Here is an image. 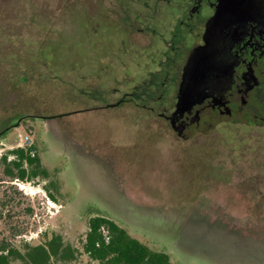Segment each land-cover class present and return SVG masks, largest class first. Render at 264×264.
<instances>
[{
	"label": "rangeland",
	"instance_id": "obj_1",
	"mask_svg": "<svg viewBox=\"0 0 264 264\" xmlns=\"http://www.w3.org/2000/svg\"><path fill=\"white\" fill-rule=\"evenodd\" d=\"M123 1L0 0V133L8 128L0 136V242L36 244L43 233H61L82 249L89 219L105 215L176 264H264V207L256 217L251 193L235 188L240 176L232 155L215 156L227 181L217 174L220 181L212 178L206 192L215 171L178 168L203 157L208 137L183 141L160 132L154 121H163L153 113L128 103L109 107L120 95L113 88L134 83L125 74H77L85 61L123 56V20L109 15ZM27 144L48 178L23 181L6 172L10 151ZM197 160L200 167L207 161ZM206 199L235 220L213 225ZM88 261L83 253L78 263Z\"/></svg>",
	"mask_w": 264,
	"mask_h": 264
},
{
	"label": "flooded vegetation",
	"instance_id": "obj_2",
	"mask_svg": "<svg viewBox=\"0 0 264 264\" xmlns=\"http://www.w3.org/2000/svg\"><path fill=\"white\" fill-rule=\"evenodd\" d=\"M218 3L219 0H124L119 15L109 12L123 20L121 25L129 41L122 47L123 56L107 62L101 58L85 61L76 72L91 80L125 74L124 78L134 83L122 92L113 88L114 94L120 95L108 103L109 107L128 103L153 113L163 121H154L160 132L165 128L183 141L198 135L208 137L203 141V157L192 158L193 166L178 168L215 171L207 177L206 192L212 189V178L220 181L217 174L225 176L220 182L227 181L228 175L218 170L215 156L232 155L240 176L235 188L251 193L248 203L257 217L258 208L264 207V0L253 19L224 33L220 64L204 73L200 86L203 98L172 118L178 109L187 64L191 54L206 44L207 26ZM222 131L230 134L237 145L226 142ZM200 158L207 159L202 167L197 160ZM206 202L219 213L213 225L225 222L227 217L234 219L223 211V206L212 204L210 199ZM240 220L244 222V218Z\"/></svg>",
	"mask_w": 264,
	"mask_h": 264
},
{
	"label": "trees",
	"instance_id": "obj_3",
	"mask_svg": "<svg viewBox=\"0 0 264 264\" xmlns=\"http://www.w3.org/2000/svg\"><path fill=\"white\" fill-rule=\"evenodd\" d=\"M7 130H3L0 136ZM33 151L36 152L33 144L12 149L10 152L15 157L7 165L6 172L23 181H32L40 176L48 178L49 171L42 169L40 158L36 153L33 155ZM4 159L7 161L8 156L5 155ZM25 162L33 166L31 171L25 167ZM53 186L56 184L53 183ZM46 190L58 202L57 197L49 189ZM28 210L33 212V208ZM82 245L80 249L61 233H43L39 243L25 241L22 246L6 237L0 242V264H79L83 253L89 257L87 264H176L169 253L152 248L105 215L89 219V229Z\"/></svg>",
	"mask_w": 264,
	"mask_h": 264
},
{
	"label": "water",
	"instance_id": "obj_4",
	"mask_svg": "<svg viewBox=\"0 0 264 264\" xmlns=\"http://www.w3.org/2000/svg\"><path fill=\"white\" fill-rule=\"evenodd\" d=\"M260 1L219 0L217 10L207 26L206 44L191 54L187 64L185 78L179 93L178 109L172 118L177 114H182L191 104L203 98L200 86L205 79L204 73L220 64L218 58L223 49L220 40L224 33H230L234 29L233 26L253 19L256 12L261 9Z\"/></svg>",
	"mask_w": 264,
	"mask_h": 264
},
{
	"label": "built area",
	"instance_id": "obj_5",
	"mask_svg": "<svg viewBox=\"0 0 264 264\" xmlns=\"http://www.w3.org/2000/svg\"><path fill=\"white\" fill-rule=\"evenodd\" d=\"M30 145H31V144H30ZM35 153H36L35 151L32 152L33 155H34Z\"/></svg>",
	"mask_w": 264,
	"mask_h": 264
}]
</instances>
